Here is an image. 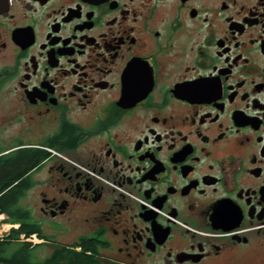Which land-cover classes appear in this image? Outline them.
Instances as JSON below:
<instances>
[{
  "label": "flooded vegetation",
  "instance_id": "obj_1",
  "mask_svg": "<svg viewBox=\"0 0 264 264\" xmlns=\"http://www.w3.org/2000/svg\"><path fill=\"white\" fill-rule=\"evenodd\" d=\"M26 155L13 225L53 250L264 264V0H0V158Z\"/></svg>",
  "mask_w": 264,
  "mask_h": 264
},
{
  "label": "trees",
  "instance_id": "obj_2",
  "mask_svg": "<svg viewBox=\"0 0 264 264\" xmlns=\"http://www.w3.org/2000/svg\"><path fill=\"white\" fill-rule=\"evenodd\" d=\"M35 158L38 157L26 155L12 161H8L6 157L0 158V212L7 214L8 221L12 224L22 222V217L15 213L12 214L10 208L17 205L23 192L19 180L31 168L29 165L27 169L23 170V167ZM35 234L37 235V232L32 227L21 224L18 229H13L7 238H0V264H90L89 256L85 251L75 252L58 248L40 261L37 251L43 245H33L21 241L22 235L29 237Z\"/></svg>",
  "mask_w": 264,
  "mask_h": 264
},
{
  "label": "built area",
  "instance_id": "obj_3",
  "mask_svg": "<svg viewBox=\"0 0 264 264\" xmlns=\"http://www.w3.org/2000/svg\"><path fill=\"white\" fill-rule=\"evenodd\" d=\"M5 226H8V228L5 229ZM1 227L3 228V229H0V238L1 239H3L6 235H9V233L13 229H18V226L17 225H13L11 222H9L7 217L5 215H3V214L0 215V228ZM21 241L28 242V243H36L37 235H31L29 237H26L25 235H22L21 236Z\"/></svg>",
  "mask_w": 264,
  "mask_h": 264
},
{
  "label": "rangeland",
  "instance_id": "obj_4",
  "mask_svg": "<svg viewBox=\"0 0 264 264\" xmlns=\"http://www.w3.org/2000/svg\"><path fill=\"white\" fill-rule=\"evenodd\" d=\"M0 215H2V214H0ZM3 223V222H2ZM6 228H8V226H5V229ZM0 229H3L2 227L0 228ZM10 234V233H9ZM6 235V234H5ZM9 235H6L4 238H7ZM44 241L43 240H41V238L40 237H38L37 236V241H36V243H31V244H33V245H38V244H42L43 245V247L42 248H40L38 251H37V255H38V259L40 260V261H42V260H44L46 257H48L50 254H51V252H52V247L51 246H49V245H47V244H45V243H43Z\"/></svg>",
  "mask_w": 264,
  "mask_h": 264
}]
</instances>
